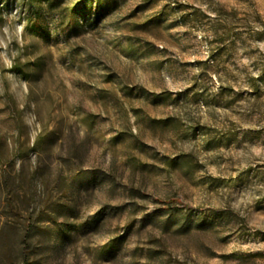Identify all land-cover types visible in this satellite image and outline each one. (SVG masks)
Here are the masks:
<instances>
[{
    "label": "rangeland",
    "instance_id": "1",
    "mask_svg": "<svg viewBox=\"0 0 264 264\" xmlns=\"http://www.w3.org/2000/svg\"><path fill=\"white\" fill-rule=\"evenodd\" d=\"M0 264H264V0H0Z\"/></svg>",
    "mask_w": 264,
    "mask_h": 264
},
{
    "label": "trees",
    "instance_id": "2",
    "mask_svg": "<svg viewBox=\"0 0 264 264\" xmlns=\"http://www.w3.org/2000/svg\"><path fill=\"white\" fill-rule=\"evenodd\" d=\"M158 202H162L163 205H166V206H169L171 205L172 203L166 201V200H158Z\"/></svg>",
    "mask_w": 264,
    "mask_h": 264
}]
</instances>
